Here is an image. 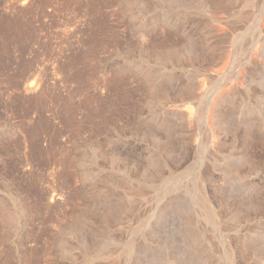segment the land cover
<instances>
[{"label": "rangeland", "instance_id": "1", "mask_svg": "<svg viewBox=\"0 0 264 264\" xmlns=\"http://www.w3.org/2000/svg\"><path fill=\"white\" fill-rule=\"evenodd\" d=\"M0 264H264V0H0Z\"/></svg>", "mask_w": 264, "mask_h": 264}]
</instances>
